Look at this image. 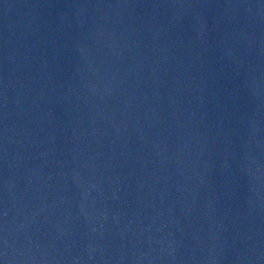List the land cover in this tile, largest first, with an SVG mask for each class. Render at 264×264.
I'll use <instances>...</instances> for the list:
<instances>
[{"label":"water","instance_id":"95a60500","mask_svg":"<svg viewBox=\"0 0 264 264\" xmlns=\"http://www.w3.org/2000/svg\"><path fill=\"white\" fill-rule=\"evenodd\" d=\"M0 264H264V0H0Z\"/></svg>","mask_w":264,"mask_h":264}]
</instances>
